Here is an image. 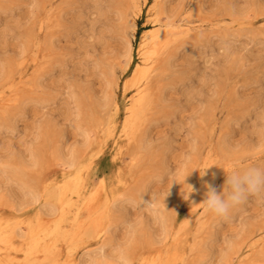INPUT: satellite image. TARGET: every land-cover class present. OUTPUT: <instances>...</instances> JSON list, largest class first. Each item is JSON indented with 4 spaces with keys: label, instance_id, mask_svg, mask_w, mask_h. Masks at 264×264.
<instances>
[{
    "label": "rangeland",
    "instance_id": "374dc122",
    "mask_svg": "<svg viewBox=\"0 0 264 264\" xmlns=\"http://www.w3.org/2000/svg\"><path fill=\"white\" fill-rule=\"evenodd\" d=\"M196 1L167 0L165 10L177 20L187 10H195ZM134 9V0H0V91L2 99H14L0 106V191L9 193L11 203H27L31 193L11 177L5 161L30 162L33 151L50 150L58 143L68 159L85 148L88 132L90 151L98 149L115 117L113 107L105 105L115 88L112 62L115 58L121 62L115 69L119 76L128 57L137 61L141 32L156 26L141 16L129 49L133 26L123 14ZM203 12L221 23L216 32L186 40L167 73L160 76L156 66L150 82L146 80L149 85L140 86L155 94L150 95L143 119L135 123L144 140L141 150L124 136L122 151L113 160L116 149L111 137L92 163L91 187L102 175L110 186L120 171L118 187L124 193L148 181L149 199L163 201L162 215L148 201L126 202L117 214L121 220L113 228V243L122 246L134 264L135 254L146 248L155 252L156 235L164 226L172 232L168 244L183 228L177 264L227 260L241 264L253 258L264 264V246L254 244L264 238V196L249 195L227 219L214 217L193 196L171 199L175 191L186 192L185 183L203 170L204 175L219 170L213 187L220 192L230 167L239 169L251 157L258 159L247 161L243 168L264 167V0H203ZM50 15H54L52 25ZM234 17L248 22L232 25ZM131 68L121 74L122 84ZM39 75V89L33 93L27 89L28 81ZM10 77L16 79L12 86ZM119 95L128 102L137 91L130 88L125 97ZM125 108L119 111L117 132L126 118ZM58 168L59 164L45 168L40 177L59 178ZM48 192L41 193L27 211L32 213L50 200Z\"/></svg>",
    "mask_w": 264,
    "mask_h": 264
},
{
    "label": "bare ground",
    "instance_id": "6f19581e",
    "mask_svg": "<svg viewBox=\"0 0 264 264\" xmlns=\"http://www.w3.org/2000/svg\"><path fill=\"white\" fill-rule=\"evenodd\" d=\"M134 1L135 9L131 10V13L126 11L123 14L124 19L129 22V25L131 23V26H133L132 37L127 38L128 48H132V38L136 37L134 30L141 16L145 15L150 22H153L152 25L156 26H144L147 28L141 32L142 40L137 47V61H134L132 57H128L129 59L128 61L126 59L127 62L119 76H116L117 71L115 69L121 62L118 58H115L116 60L112 62L115 88L112 85L111 92L107 94L105 105L113 107L115 117L110 120L109 127L104 132V138L98 149L94 152L90 151L92 141L88 142V132L85 138V141H87L85 142V148H81L80 153L72 154L68 159L64 158L62 143H58L50 150L40 151V153L33 151L30 162L25 160L23 162L21 159V163L5 161L3 164L2 162L3 166H8L11 177L19 181L27 190H30L31 199L26 201L27 203L24 201H13L11 203L9 193L0 191V264H120L121 261L124 264H134L130 256L127 255L126 250L122 246L113 243L114 230H116L119 220H121L120 217L117 219L118 212L126 202L130 204L143 202L146 204V201H148L151 209L154 206L155 210H159L162 215L161 206L163 201L161 198L157 200L149 199L148 181L138 190L124 193L118 187L122 182V173L119 171L115 174L117 181L114 180L110 186L106 185L105 180L107 178L102 175L99 177L98 184L91 187L92 163L95 155L103 151L104 144L111 137L114 138L116 149L113 160H116L118 154L122 151L120 139L124 136L128 138V143L132 140L136 141V150H141L144 140H140L138 131L141 128L137 130L135 123L142 118L141 115L152 100L150 95L154 96L155 94H151L149 88L144 90L145 88H140V86L144 83V87L149 85V75L155 70L156 66L159 73L163 74L160 76L167 73L166 71L172 66V58L182 43L203 36L205 33L209 35L215 33L216 28H219L221 23L215 17L206 15L203 12V0H197L195 10H187L188 13L180 19L177 18V20L174 18V16L176 17L175 14H169L165 10L167 0ZM146 7L147 10H145ZM51 13L53 14V12ZM48 14L50 13L48 12ZM233 20L232 25H238V27H242L243 23L248 22L246 20L240 22L237 17H234ZM44 21L41 22L44 23ZM53 21L54 15L49 18L48 22L52 25ZM225 35L226 33L223 32L222 36ZM26 46L30 48L28 44ZM19 62H21V59ZM133 63L134 66L131 68ZM130 68L132 70L122 84L121 74ZM41 78V75L36 79L30 78L27 89L36 93ZM151 78L153 79L152 76ZM10 79H14V81H11L12 86L16 79L14 77H10ZM146 80L149 82H146ZM130 88H134L137 95L133 100L127 102L126 99L125 102H122L119 92H122L125 97L126 91ZM1 94L2 91H0V99L3 98ZM11 101L14 102V99H2L0 100V106L4 107L7 104L6 102ZM122 106L126 107L127 113L124 123L121 125L122 128L117 132L119 128L118 114ZM129 151L132 150L129 149ZM252 159L257 160L258 157L244 160L245 162L238 165L239 168L245 167L248 164L247 161L251 162ZM58 164L59 168L56 172L59 173V178L55 175H47L45 178L40 177V172L43 169ZM206 164L207 162H204V165ZM225 166L229 168L228 164ZM208 167L210 168V166ZM218 175L219 170L214 169L210 174L201 175L199 173L195 177L189 178L186 187H184L186 192L175 191L171 199H187L188 196H193L196 204H198L197 202H201L205 198L206 184L213 186ZM40 181L43 184L41 188L39 187ZM190 185L193 190L186 195L187 191L190 190ZM51 186L54 188L49 190ZM44 191H49L50 200L43 202L42 207L37 205L34 212L29 213L27 207L37 202L40 194ZM83 212L86 213L84 217H82ZM113 228L115 229L113 230ZM181 233H183L182 227L175 232L171 244H168L172 232L169 227L164 226L156 235L155 252L151 248H146V250L135 254L136 264H177L181 257L178 249V242L182 237ZM254 244L264 246V238L257 239ZM250 257H247V259ZM247 259L245 260L247 261ZM227 261L224 264H229ZM191 264H197V262ZM241 264H260V261L253 258L249 262Z\"/></svg>",
    "mask_w": 264,
    "mask_h": 264
},
{
    "label": "clouds",
    "instance_id": "9594fccd",
    "mask_svg": "<svg viewBox=\"0 0 264 264\" xmlns=\"http://www.w3.org/2000/svg\"><path fill=\"white\" fill-rule=\"evenodd\" d=\"M188 173L183 174L182 182ZM225 173L222 191L217 192L215 187L206 184L205 198L201 201L202 207L219 219H227L231 211L246 200L249 195L264 196V167L239 169L230 167L225 170ZM203 174L204 170L201 172V175ZM173 179L177 181L175 178ZM192 190L190 185V190L186 195ZM120 264H124V262L121 261Z\"/></svg>",
    "mask_w": 264,
    "mask_h": 264
}]
</instances>
